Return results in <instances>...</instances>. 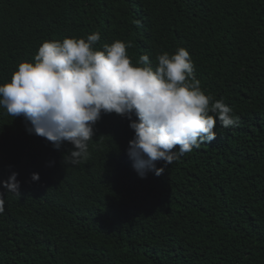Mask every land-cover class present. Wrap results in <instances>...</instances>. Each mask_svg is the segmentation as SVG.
I'll use <instances>...</instances> for the list:
<instances>
[{"label": "trees", "instance_id": "obj_1", "mask_svg": "<svg viewBox=\"0 0 264 264\" xmlns=\"http://www.w3.org/2000/svg\"><path fill=\"white\" fill-rule=\"evenodd\" d=\"M97 32L93 50L131 42V64L153 70L185 49L239 124L217 120L214 141L140 178L127 118L103 114L89 158L68 166L71 144L54 149L0 107V181L20 184L4 197L0 264H264V0H0V85L43 42Z\"/></svg>", "mask_w": 264, "mask_h": 264}, {"label": "clouds", "instance_id": "obj_2", "mask_svg": "<svg viewBox=\"0 0 264 264\" xmlns=\"http://www.w3.org/2000/svg\"><path fill=\"white\" fill-rule=\"evenodd\" d=\"M99 33L85 39L45 41L35 63L21 62L8 83L0 85V107L22 117L29 134L44 138L59 150L72 148L63 163L77 166L89 158L94 125L103 114L129 120L134 135L127 155L140 178L147 171L159 175V161L171 165L193 148L216 139L217 120L223 128L238 126L239 117L222 100L210 103L194 73L189 52L183 48L157 56V67L133 66L126 53L132 47L119 40L93 50ZM147 65V55L140 56ZM211 113V114H210ZM135 116L136 119H133ZM215 117V118H214ZM13 172L0 181V214L5 194L19 198L20 184ZM39 180L38 173L31 174Z\"/></svg>", "mask_w": 264, "mask_h": 264}]
</instances>
